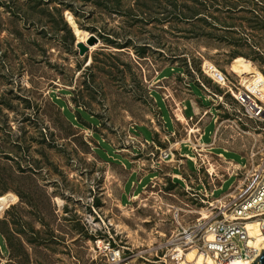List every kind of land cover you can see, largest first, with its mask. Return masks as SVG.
<instances>
[{
	"label": "rangeland",
	"instance_id": "374dc122",
	"mask_svg": "<svg viewBox=\"0 0 264 264\" xmlns=\"http://www.w3.org/2000/svg\"><path fill=\"white\" fill-rule=\"evenodd\" d=\"M246 92L264 110V0H0V264H158L170 208L204 207L194 161L221 198L264 159Z\"/></svg>",
	"mask_w": 264,
	"mask_h": 264
},
{
	"label": "built area",
	"instance_id": "2783aa9c",
	"mask_svg": "<svg viewBox=\"0 0 264 264\" xmlns=\"http://www.w3.org/2000/svg\"><path fill=\"white\" fill-rule=\"evenodd\" d=\"M243 103H255V107H250L258 116L263 113V109L252 100L247 92L238 98ZM256 154L251 156L254 159ZM174 158L171 151L163 153V160ZM192 160V159H191ZM199 173V185L202 186L200 202L204 204L201 212H196L200 217L196 221L187 224L184 220L185 210L179 206H172L170 213L175 224V230L156 249L158 264H180L184 261L185 253L194 251L201 257L204 264H231L233 261L254 262L262 250H264V237L251 235L250 227L257 228L260 234H264V159L257 166L239 175L235 171L229 178H237V183L233 188L221 198H215L214 193L218 190L214 183L213 173L206 170L211 178V184L206 186L200 175V167L194 161ZM158 183L152 179L150 188L153 190ZM213 186L212 188H210ZM148 186L145 187V190ZM144 190V191H145ZM187 193L194 199L199 198V193L186 184ZM160 191H150V196L144 201H155L158 203L157 209L163 210V199ZM138 199V196H133ZM110 235V232H108ZM115 236H117L115 234ZM115 243L114 237L110 235ZM102 245V246H100ZM98 249L101 254L108 257V264L121 262L122 251H116L112 247L111 241H98ZM162 253L159 256V253ZM109 253V254H108ZM110 255V257L108 256Z\"/></svg>",
	"mask_w": 264,
	"mask_h": 264
},
{
	"label": "bare ground",
	"instance_id": "6f19581e",
	"mask_svg": "<svg viewBox=\"0 0 264 264\" xmlns=\"http://www.w3.org/2000/svg\"><path fill=\"white\" fill-rule=\"evenodd\" d=\"M66 17H67V20L70 23V25H73L74 24L73 23V17L69 13L66 14ZM73 31H74L75 36L78 39L77 44H87L88 39L91 37L89 34H87L88 32L86 33V32L81 31L75 25L73 26ZM93 46H89V47H91V49H92ZM204 68L207 70V73L214 80L219 82V84H222V85L226 84V79H225L224 75L221 72H219L215 67L211 66L209 63L206 62L204 64ZM241 95H243V94L241 93ZM251 106L254 108L255 103H250V107ZM257 107H258V105H257ZM250 233H251V235L258 237V239L260 241L263 240L262 238L264 237V234H260L256 227H254V226L250 227ZM195 253L196 252H194V251L189 252V253H185V259H184L185 261L181 262L180 264H204L203 259L201 257L197 256ZM252 263H253L252 261H247V262H245V261H233L231 264H252ZM114 264H121V263L116 262ZM123 264H128V263H123Z\"/></svg>",
	"mask_w": 264,
	"mask_h": 264
},
{
	"label": "water",
	"instance_id": "95a60500",
	"mask_svg": "<svg viewBox=\"0 0 264 264\" xmlns=\"http://www.w3.org/2000/svg\"><path fill=\"white\" fill-rule=\"evenodd\" d=\"M97 41L96 37L91 36L88 39L87 44H78L77 47L80 51V55L84 56L89 51V46L95 45ZM252 264H264V250H262L260 256Z\"/></svg>",
	"mask_w": 264,
	"mask_h": 264
},
{
	"label": "crops",
	"instance_id": "0c3cea01",
	"mask_svg": "<svg viewBox=\"0 0 264 264\" xmlns=\"http://www.w3.org/2000/svg\"><path fill=\"white\" fill-rule=\"evenodd\" d=\"M171 124V123H170ZM170 128H172V124L170 125ZM183 145H184V147H187V148H189V150H190V147L191 146H189V145H185L184 143L183 144H179V151H182V147H183ZM220 157H223V155H219ZM232 162V161H231ZM232 163H234V164H237V166H239L240 167V165L238 164V163H235V162H232ZM232 163H230V164H232ZM174 177H177V178H179V179H181L182 181L184 180L183 178H182V176H179V175H173Z\"/></svg>",
	"mask_w": 264,
	"mask_h": 264
},
{
	"label": "trees",
	"instance_id": "16d2710c",
	"mask_svg": "<svg viewBox=\"0 0 264 264\" xmlns=\"http://www.w3.org/2000/svg\"><path fill=\"white\" fill-rule=\"evenodd\" d=\"M62 5H64V4H62ZM66 8H68V9H70L72 12H74L72 9V6H66ZM75 13V12H74ZM76 16V15H75ZM258 58H260L261 56L260 55H256Z\"/></svg>",
	"mask_w": 264,
	"mask_h": 264
}]
</instances>
